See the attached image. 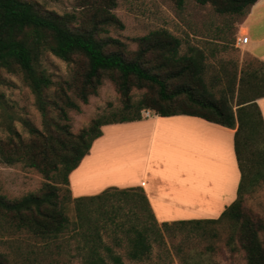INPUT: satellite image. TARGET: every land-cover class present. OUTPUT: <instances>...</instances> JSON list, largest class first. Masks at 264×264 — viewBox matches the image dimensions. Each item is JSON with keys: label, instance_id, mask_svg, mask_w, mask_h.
<instances>
[{"label": "trees", "instance_id": "trees-1", "mask_svg": "<svg viewBox=\"0 0 264 264\" xmlns=\"http://www.w3.org/2000/svg\"><path fill=\"white\" fill-rule=\"evenodd\" d=\"M77 1L82 12L90 16L86 26H82L75 13L57 15L41 9L29 0H0V69L21 74L34 95L35 105L44 120L43 131L28 126V132L32 136L27 140L20 136L16 141L13 137L0 139L1 160L7 164L23 162L45 177H49L50 171H55L61 182L68 186L70 172L89 152L92 142L102 135V126L140 120L143 109H152L160 116H199L235 129L234 150L240 170L237 198L217 219L182 220L173 224H199L231 218L237 224L238 241L245 251L246 264H264V241L258 235L262 224L241 211L242 194L246 187L264 180V121L256 103L258 97L264 96V63L258 61L257 68H249V65L241 68L239 88L246 86L255 93L244 94L237 103L236 110H233L228 103L214 99L208 91L203 78L206 54L202 48H190L191 53L182 55L181 39L168 29L161 28L140 37L132 57L125 56L122 51H108L109 44L115 43L117 47L120 45L117 39H104L101 36L110 27H123L113 12L117 0ZM195 1L200 4L211 3L218 14L245 15L257 0ZM173 2L181 8L185 0ZM124 48L125 46L120 47ZM43 51H49L64 61L82 58L86 62L85 70L79 76L64 82L65 89L62 82L55 81L40 68L39 58ZM152 54L156 56L158 63L149 66L146 58ZM161 71L166 72L165 76L161 75ZM105 76L116 84L118 91L124 96L125 108L132 107L128 94L130 88H141L147 83L158 85L162 103L156 102L154 98L143 97L129 112H119L111 118L96 117L78 134L72 133L68 111L79 110L80 106L67 91L70 90L78 100L87 103L89 97L97 93ZM183 77L185 82L177 85L173 92L167 93L169 80ZM236 79L237 74L233 81ZM52 87L57 92L54 97L49 93ZM182 94L189 103L178 105L172 101ZM2 99L3 94L0 92V103ZM53 109L57 111L56 117L51 116ZM14 134H17L16 131ZM112 197L129 206L131 217L128 221L132 223L126 228L122 222L116 224V228L126 233L127 256L131 260H142L150 252L149 238L159 230L142 187H110L96 195L73 198L78 217L83 218L82 209L86 202L105 201ZM0 220L6 221L18 231L25 230L43 240L57 239L68 228V217L57 204L52 190L47 193H31L18 200L8 199L0 194ZM95 222L96 220L87 222V230L94 229L102 240ZM167 225L168 223L161 224ZM102 245L114 263L122 262V257L114 255L109 245ZM99 246L101 245L95 243L91 247L90 253L84 258L85 264H108L106 257L98 251ZM0 264L13 263L0 251Z\"/></svg>", "mask_w": 264, "mask_h": 264}, {"label": "rangeland", "instance_id": "rangeland-1", "mask_svg": "<svg viewBox=\"0 0 264 264\" xmlns=\"http://www.w3.org/2000/svg\"><path fill=\"white\" fill-rule=\"evenodd\" d=\"M29 1L57 15L75 13L82 26H86L90 19L89 15L82 12L77 0ZM113 12L123 27H110L108 32L101 34L104 39L110 37L120 41L119 47L115 43L109 44L108 51H122L125 56L132 57L140 37L153 30L166 28L181 39L180 54L191 53L190 48L203 49L206 54L204 83L214 99L224 101L236 110L244 94L255 93L246 86L239 88L238 79L233 81L240 67H259L254 56L232 44L235 42V24L243 15L218 14L211 3L200 4L195 0H185L181 8L173 0H117ZM122 46L125 48L120 49ZM146 59L149 66L158 63L154 54L148 55ZM39 66L52 79L62 82L66 89L64 82L79 76L85 70L86 62L79 57L64 61L49 51H43ZM160 73L162 76L166 74L163 71ZM184 80V77L169 80L167 93L173 92ZM0 92L3 94L0 103L1 140L13 137L16 141L19 136L29 139L32 136L28 132L29 125L44 130V120L35 105L34 95L19 72L0 69ZM49 93L52 97L56 96L55 87ZM67 93L80 106L79 110L68 111L70 131L74 134H78L96 117L111 118L119 112H129L143 97L154 98L156 102L162 103L158 85L147 83L141 88H130L128 94L132 107L125 108L124 96L106 76L98 86L97 93L91 95L87 103L78 100L70 90ZM172 101L178 105L189 103L183 94ZM56 115L57 111L53 109L51 116ZM50 190L55 193L57 204L68 217V228L57 239L43 240L25 230L18 231L0 220V251L13 264H85L84 258L95 243L101 245L98 251L106 257L108 264L116 263L108 257L109 253L102 244L109 245L114 255L122 257L120 264H246L245 251L238 241L237 224L231 218L199 224H158L159 230L149 238L151 248L148 255L142 260H131L127 256L126 233L116 228V224L121 222L125 228L132 223L128 221L131 217L128 205H123L116 197L86 202L82 209L83 218L80 219L68 186L61 182L55 171H50L49 177H45L23 162L7 164L0 158V194L18 200L31 193H47ZM241 206L245 215L262 224L258 235L264 241V180L246 187ZM95 220L102 240L95 234L97 231L87 230V222Z\"/></svg>", "mask_w": 264, "mask_h": 264}, {"label": "crops", "instance_id": "crops-1", "mask_svg": "<svg viewBox=\"0 0 264 264\" xmlns=\"http://www.w3.org/2000/svg\"><path fill=\"white\" fill-rule=\"evenodd\" d=\"M234 36L233 46L264 63V0H257L240 18ZM256 103L264 121V96ZM234 132L187 114L153 113L103 125L102 135L68 176L70 195L142 187L159 225L217 219L237 198L240 170Z\"/></svg>", "mask_w": 264, "mask_h": 264}, {"label": "built area", "instance_id": "built-area-1", "mask_svg": "<svg viewBox=\"0 0 264 264\" xmlns=\"http://www.w3.org/2000/svg\"><path fill=\"white\" fill-rule=\"evenodd\" d=\"M141 115L143 118H148L152 115L151 111L149 109H143L141 111Z\"/></svg>", "mask_w": 264, "mask_h": 264}, {"label": "bare ground", "instance_id": "bare-ground-1", "mask_svg": "<svg viewBox=\"0 0 264 264\" xmlns=\"http://www.w3.org/2000/svg\"><path fill=\"white\" fill-rule=\"evenodd\" d=\"M151 117V116H150Z\"/></svg>", "mask_w": 264, "mask_h": 264}]
</instances>
